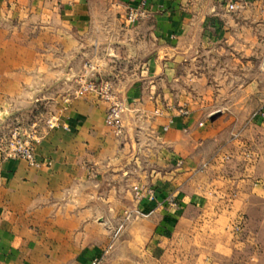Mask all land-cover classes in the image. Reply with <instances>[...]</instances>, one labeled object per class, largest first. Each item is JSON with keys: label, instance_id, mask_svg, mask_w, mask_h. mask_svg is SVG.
I'll use <instances>...</instances> for the list:
<instances>
[{"label": "crops", "instance_id": "0c3cea01", "mask_svg": "<svg viewBox=\"0 0 264 264\" xmlns=\"http://www.w3.org/2000/svg\"><path fill=\"white\" fill-rule=\"evenodd\" d=\"M115 1L144 16L126 24L108 7L96 18L85 0H0V102L51 100L60 123L38 138V166L0 161V264H264V118H248L264 84H205L248 97L186 113L171 90L198 47L225 55L228 75L264 78V0ZM82 77L111 81L121 135L96 95L64 102ZM133 184L155 198L135 201ZM130 209L150 213L113 238Z\"/></svg>", "mask_w": 264, "mask_h": 264}, {"label": "rangeland", "instance_id": "374dc122", "mask_svg": "<svg viewBox=\"0 0 264 264\" xmlns=\"http://www.w3.org/2000/svg\"><path fill=\"white\" fill-rule=\"evenodd\" d=\"M85 2L91 6L96 18H99L103 9L108 7L110 11H115L116 18L119 21L126 24L128 23L124 18L127 6L122 7L121 10H116L115 6L117 7L119 4L115 0H85ZM199 54L200 56L202 54L206 59L203 57L199 59ZM211 54V50L199 53L198 47L187 51L184 59L178 62L175 72L176 77L172 83L171 90L174 98L178 99L183 96L185 97L183 101L184 104L181 105L182 108L190 104L199 106V103L203 100L208 103L211 102L212 99L217 100V102H226L229 98L235 97V100H238L246 95L239 92H218L217 94H212L211 89L208 91L202 89V86L205 84L206 86H211L212 84L228 86L240 84L245 81L256 82L257 85L264 84V78L259 76L258 70L252 71L253 75L246 77L244 75L233 76L226 74L223 70L230 65L226 56H220L219 60L214 61L211 58ZM246 97L248 96L246 95ZM263 100L264 93L256 92L250 94L249 101L251 102V111L248 114L249 119H260L256 113H258V110L263 106ZM50 101L51 100L44 99V101H39L29 106L20 105L19 103L15 105V103L10 104L8 102V104H4L0 102V161L7 158L22 159L31 166L25 159L13 157L12 155L24 148L28 142L32 141L34 144L35 142L33 140L39 138L44 131L50 128L51 118L57 117V108L51 107ZM36 146L37 143L34 144L35 155ZM257 211V215L262 214L263 216L264 203L259 204L256 213ZM260 225L261 228L264 229V221L259 222V226ZM234 226H239V230H234ZM242 226V222L233 224L232 231L237 233L242 229Z\"/></svg>", "mask_w": 264, "mask_h": 264}, {"label": "built area", "instance_id": "2783aa9c", "mask_svg": "<svg viewBox=\"0 0 264 264\" xmlns=\"http://www.w3.org/2000/svg\"><path fill=\"white\" fill-rule=\"evenodd\" d=\"M237 7V4L230 2L228 8L233 10ZM144 16V9L142 7L127 6L124 14L125 21L128 23H136ZM88 94H94L99 99L104 100L107 103V108L105 111L104 121L107 126H109L116 135H121L123 133L122 126V113L125 109L123 102L118 98L113 84L111 81L106 79L88 77H82L79 85L73 92L64 98V102L68 103L71 98H77L86 96ZM181 113H186L185 108H180ZM260 118H264V104L256 113ZM50 128L59 127L58 117H53L50 120ZM168 126H164L163 129L166 130ZM35 143L38 142V138L33 140ZM34 143V144H35ZM34 144L32 141L28 142L24 148L15 152L13 157H20L25 159L31 166H38L39 163L35 156ZM131 192L135 201H141L143 199L152 200L155 198V190L151 186L133 184L131 186ZM150 211H143L140 209H130L125 210L122 219L112 230V237L116 238L125 225L136 216H148ZM234 230H239V226H234ZM90 264H102V258H93Z\"/></svg>", "mask_w": 264, "mask_h": 264}]
</instances>
